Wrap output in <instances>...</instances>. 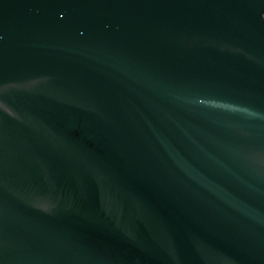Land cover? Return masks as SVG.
I'll return each mask as SVG.
<instances>
[{"label": "water", "instance_id": "obj_1", "mask_svg": "<svg viewBox=\"0 0 264 264\" xmlns=\"http://www.w3.org/2000/svg\"><path fill=\"white\" fill-rule=\"evenodd\" d=\"M0 264H264V0H0Z\"/></svg>", "mask_w": 264, "mask_h": 264}]
</instances>
